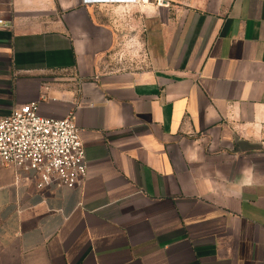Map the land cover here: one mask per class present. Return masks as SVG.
<instances>
[{"label": "crops", "instance_id": "0c3cea01", "mask_svg": "<svg viewBox=\"0 0 264 264\" xmlns=\"http://www.w3.org/2000/svg\"><path fill=\"white\" fill-rule=\"evenodd\" d=\"M37 102L88 175L0 166V264H264V0H0V118Z\"/></svg>", "mask_w": 264, "mask_h": 264}, {"label": "built area", "instance_id": "2783aa9c", "mask_svg": "<svg viewBox=\"0 0 264 264\" xmlns=\"http://www.w3.org/2000/svg\"><path fill=\"white\" fill-rule=\"evenodd\" d=\"M39 111V102L31 103L0 118V166L13 167L18 179L30 180L39 190L76 188L87 178L88 165L73 114L55 120Z\"/></svg>", "mask_w": 264, "mask_h": 264}]
</instances>
